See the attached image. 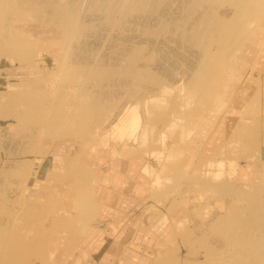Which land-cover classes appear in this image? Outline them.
Returning <instances> with one entry per match:
<instances>
[{"label": "rangeland", "instance_id": "374dc122", "mask_svg": "<svg viewBox=\"0 0 264 264\" xmlns=\"http://www.w3.org/2000/svg\"><path fill=\"white\" fill-rule=\"evenodd\" d=\"M0 264H264V0H0Z\"/></svg>", "mask_w": 264, "mask_h": 264}, {"label": "crops", "instance_id": "0c3cea01", "mask_svg": "<svg viewBox=\"0 0 264 264\" xmlns=\"http://www.w3.org/2000/svg\"><path fill=\"white\" fill-rule=\"evenodd\" d=\"M117 242V241H116ZM122 244V247H129V246H132V247H134V245L133 244H129V242L127 243L126 241H124V243H120V245ZM119 245V246H120ZM130 250V249H129ZM130 252L133 254V257H140L139 256V254L137 253V252H134V251H132V250H130ZM97 257V256H96ZM143 256L141 255V258H142ZM95 263H97V261L95 262Z\"/></svg>", "mask_w": 264, "mask_h": 264}, {"label": "bare ground", "instance_id": "6f19581e", "mask_svg": "<svg viewBox=\"0 0 264 264\" xmlns=\"http://www.w3.org/2000/svg\"><path fill=\"white\" fill-rule=\"evenodd\" d=\"M250 3H253V0H249Z\"/></svg>", "mask_w": 264, "mask_h": 264}]
</instances>
